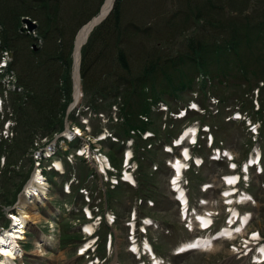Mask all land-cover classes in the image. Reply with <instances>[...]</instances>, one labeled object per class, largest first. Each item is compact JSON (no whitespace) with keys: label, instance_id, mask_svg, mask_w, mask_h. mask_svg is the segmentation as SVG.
I'll use <instances>...</instances> for the list:
<instances>
[{"label":"rangeland","instance_id":"obj_1","mask_svg":"<svg viewBox=\"0 0 264 264\" xmlns=\"http://www.w3.org/2000/svg\"><path fill=\"white\" fill-rule=\"evenodd\" d=\"M28 1L30 0H25L23 4L20 3L18 5L20 7L19 10L27 7L30 8L31 6L27 4ZM107 1L62 0L58 2L59 4H56L57 10L55 16L53 14L55 12L54 9L49 10L48 15L44 14L43 16L40 14L38 16L37 11H35L36 8L33 6L31 8L32 10L29 9V11L35 12L37 16L26 15V17H21V20L23 17L29 18L36 24V28L34 31H31V34L24 33L35 38L38 36L33 43L37 44L39 51H41L38 56H33L31 54V42L27 40H19L12 50L14 59L11 66L17 75V82H22L21 74L24 75L26 81L30 79V86H25V93L30 94L33 88L38 89L45 84L49 85L51 89L57 86L60 87L62 85L60 81L64 78L63 67L68 56L67 53L71 49L70 46H72V98L65 114L64 123L67 122L70 125L69 127L72 126V129H77L76 131L79 132L80 136H77L73 143H67V146H65L70 153L67 158L63 155L62 151L60 156L58 154L54 155L52 159L42 158V156L39 157L35 150L33 151V148L34 146L36 147L38 142H43V144L44 142H48V139H46L47 137L40 130L34 133L33 143L31 144L24 142L18 137V132L20 131L19 118L15 117L16 112L13 102L16 100L15 97L19 95L10 96L9 100L5 103L6 107L4 112L0 115L1 128L4 127L5 119L11 118V115H13L12 120L15 122V125H13L14 133L10 132L9 138H6L5 134L0 135L2 149L7 151L2 153V157H0V194L3 183L1 182V171L5 173L8 170H19L22 172L23 181L21 182L22 187L20 190L18 189V192H16L14 187H10L9 181H4V183H7L3 184L7 188H11L10 196L15 192L16 198L12 204L0 201V227L9 225L8 213H17V208L20 205L19 202L22 201L20 200L21 194L25 193V187L30 181L35 169L40 168L39 164H42L41 166H44L48 173L46 174L48 179L50 177L52 178V183L47 182L50 184V187L48 186L46 203L44 205L39 208L38 206L34 207V209L30 207L26 208L28 211L31 209L29 212L33 217H35V212L38 216L36 222L34 220L32 221L33 224H31L32 226L30 225L27 231L28 236L22 242V245L26 249V259L29 264H87L86 261L88 260L86 257H76L77 244L83 240H87V236L81 231V225L76 224L78 219L81 222L87 220L83 211H74L72 216L59 217V215H56L53 220L46 214V209L48 212L50 211V204L60 207L64 212V203L70 205L74 203L76 198L75 194L69 196L64 195L65 183L74 175L75 177L77 175L78 178L71 185L72 189L74 188L73 192L80 185L88 187L91 192V207L97 205L99 210L105 213V223H109V214L117 216L113 226L117 229L119 239L117 245L113 240L112 255L104 264H114L112 261L115 257L123 264H136V259L133 254L127 251V234L130 228L129 226H125V222L127 225L132 219L131 215L134 210L137 213L138 219L140 217L142 219V216L147 214L151 218H157L163 221L162 228L147 226V235L149 240H151L150 242L156 247L157 254L172 260L174 264H246L248 262L246 260L247 258L245 259L232 253L234 251L232 244L241 242L242 240L240 238L231 240L221 239L217 242L218 244L213 250L207 253L197 251L181 257H173V246L186 238L188 234L183 225L181 228L177 226V224L179 225L183 221L181 219L179 205L173 200V193L168 187L170 177L174 172L173 169L166 165L171 154L165 151L163 142L173 128L178 132L190 123L197 122L199 124L200 122V124H204L205 122L210 127L212 125L218 144L222 143L221 146L229 149L237 158L238 162H243L245 156H250L253 148L260 150L261 147L264 149V83H262L264 82V78L255 76L257 72L264 69V35L262 38L256 39L255 44H252V33L257 31L256 27L259 23H264V0H114L112 8H114L116 1L121 2L119 3L120 20L118 24L120 28L123 29L126 27L130 29L132 27L129 28L128 26L134 24L137 28L136 34L132 38H125V41H122L121 44L124 50L127 51V58L131 63L133 72L142 71V68L146 64L145 62L148 61L145 58L147 56L155 59L161 54L163 59L167 55L178 61L181 57H186L189 54L191 49L188 43L190 41L197 44L201 39L207 38L212 43L214 40L213 36L217 34H220L217 39L220 41L221 37L225 38L230 33H233L235 31L233 28L241 30L240 32L244 33L243 26L245 27L247 22L250 23L252 28L249 29L250 33L247 31L245 37L243 33H240L241 41L237 46L240 56L236 57V55L233 56L232 54L230 56V62H228L231 69L226 73L219 72L222 75V78L219 77V79L223 80L221 84L216 80L215 88L210 87L208 89L209 92L207 91L204 94L200 92L199 88H195L183 93L181 92V98H171L169 95L163 96L164 100L162 101L165 104L167 103L169 110L173 112L185 108V105H188L192 100L199 101L200 110L205 113L192 112L190 118L184 120L175 119L169 111H160L158 105L154 103V100L155 94H158L161 90L169 91L170 85L175 86L178 81L180 82L181 79L184 80L188 74L194 76V79L200 84L205 77L203 75L204 73H198L190 65L182 66V71L180 69L179 73L178 70L174 71L170 69L168 72L173 77L170 80L162 72L149 74L146 82V94H153L148 99L152 103L148 115L137 116L139 109L143 106V101L142 98L136 99L133 96L129 102L125 101L121 104V107L126 105L125 107L127 108L125 112L127 115L123 118L120 117V114L124 112L119 110L118 104L99 113L93 110L89 102L90 97L84 93L83 89L81 73L84 58L83 48L88 43L92 33L110 16L113 9H111L110 14L106 18L102 17L98 20V22L100 20L101 22L93 23L94 27L86 43L81 48L78 68L79 83L82 90L80 91V95L77 96L75 91L77 86L75 79L76 60L74 55L76 40L84 25L89 23L99 13L91 15L96 4L101 2L100 11L101 8L103 10ZM200 11L202 13L201 20L196 21V16ZM6 14L7 10L4 13L5 16L1 17L3 21H8L6 20ZM43 17L44 19L45 17L47 19L50 17L49 28L45 29L47 31L46 33H42L45 37L40 34V31L44 32V26L46 24ZM22 27L27 30L29 29V25L21 21L20 28ZM56 27L61 28L60 33L58 32L59 30L53 32ZM114 27L112 24L111 27H105L104 30L98 33L99 35L97 34L98 40L94 43L88 54L91 70L87 69L89 72L86 86L90 92L97 87L100 73L104 72L103 76L107 78L109 75L107 73L106 76L105 72L114 70L112 66L120 74H124L119 63L114 60L117 51L121 50L122 47L118 45V41L116 44L115 36L113 38L110 36V40H108L109 38L107 39L110 35L109 33L112 30L114 31ZM104 39L107 40L102 45ZM0 42L2 45V41ZM60 50L61 54H59ZM209 54L207 53V56H210ZM2 55L0 51V57ZM58 55H62V58L58 59L54 57ZM36 62L42 65L37 68L33 67L32 65ZM217 65L214 64L210 67L209 73L211 75H215ZM212 96L215 98H212ZM78 97L79 99L77 100ZM216 97L222 100L217 105L213 104V101L217 102ZM222 98L225 99L223 100ZM17 102L20 103L21 100ZM258 107L260 111L256 113ZM218 110L219 112H217ZM235 111L242 112L243 116H246V120H229ZM130 113H132V116ZM256 115L260 117L255 122L257 128L260 124L261 128H258L260 135L253 134L246 124L249 118L253 120V117ZM128 116L132 118L137 126L143 125L142 121L147 122L148 130L156 133L155 137H152L146 142L143 139V131L137 129L130 131L131 135L134 134L136 136L137 141L129 149L130 153L134 155V161L131 160L132 168L130 171L134 170L132 173L136 180V186L122 182L120 178L118 179L119 183L116 184V174H118L119 169L123 168L126 148L122 150L121 142L116 144H112L108 140L101 142L99 141V135L97 136L98 132L102 130V133L108 132L107 135L113 133L121 138V140H126L130 135L124 134L122 127L126 124L125 118ZM192 120L194 121L191 122ZM59 133L56 134L58 135V144H63L64 141L61 140ZM53 135H55V132ZM49 137L51 136L49 135ZM208 137L209 134H201L199 144L196 147H190L191 153L198 154L197 156L200 154L203 155L206 161L211 152V148L206 144V141L208 143ZM112 140H116V138L113 137ZM91 143L93 146H91ZM19 144L21 147H16ZM89 147L90 151L88 150ZM77 148H86L85 150H88V152L83 154V156H79L77 155L79 154V151L76 150ZM99 149L101 153L98 151ZM81 151H84V149H81ZM180 151L181 149L175 150V153L179 155ZM73 153L75 154L73 155ZM110 155H116L117 157L115 158V169L112 166L110 168L108 166V156L111 159ZM38 158L42 159L38 160ZM57 160L61 162L64 171L67 173L70 171L69 175L60 171L56 173L52 170L48 171L52 167V162ZM105 168H107V173L102 172ZM228 168L225 162L218 164L207 161L202 168H196L195 171H189L185 175L189 179L192 196L194 195L195 198L207 196L208 199H212L215 212H219V215H217L219 217L217 220L218 223H222L226 218V205L221 196V191L226 187L220 178L223 173L228 172ZM7 173L10 175V172ZM247 177L249 182L246 185L250 183V190H252L258 206H245L241 209L254 211L253 228H251L261 229L264 233V173L257 175L255 169H250ZM18 181L19 178L16 179V182ZM203 181H211L215 185V188L206 195L200 189ZM62 194L63 196H61ZM76 199L77 203L80 205L83 204L84 198L80 194ZM9 207L11 209L8 211ZM55 222L58 224L61 222V248L57 244H54V247H48L43 242L40 243V233L34 230V227L39 224L43 232L49 235L51 233L50 230H53L52 225L56 228ZM92 225L96 228V224ZM167 229H170V232L167 233ZM109 231L106 225H103L98 230L99 239L96 245L99 247L98 254L102 257L107 255L106 247ZM53 232L51 233V237L57 238L59 233L56 231ZM50 245H52V242H50Z\"/></svg>","mask_w":264,"mask_h":264},{"label":"trees","instance_id":"obj_2","mask_svg":"<svg viewBox=\"0 0 264 264\" xmlns=\"http://www.w3.org/2000/svg\"><path fill=\"white\" fill-rule=\"evenodd\" d=\"M53 1V2H52ZM62 0H30L28 1V5L31 6L30 8H24L23 10H19L20 7L18 5L25 0H0V41H2V45L0 44V51L4 49V47H9L13 50L14 46L18 43L19 40H27L31 42V54L33 56H38L41 51L39 49H34L33 42L36 40L35 37L24 34L20 32V22L22 16H39L40 14L44 16V14L48 15L51 9H54L55 12L53 13L55 16L56 13V4H59L58 2H61ZM102 2V1H101ZM100 2V3H101ZM96 4V7L94 10H92L91 15H95L99 12L100 5ZM120 1H116V4L110 14V16L100 25L97 27V29L92 33L88 43L83 48V61H82V78H83V89L84 93L88 94L87 96L90 97V104L93 108V110L97 113L106 110L107 108H111L113 105H119V110L124 113H121L120 117H124L127 114H125L127 108L126 105H123L121 107V104L125 101L129 102L131 100V97L134 98H142L143 106L138 111V117L140 115H148L149 110L151 108L152 103L149 102V96L152 97V94L147 95L146 94V85L148 76L151 73H158L162 72L164 75L170 80L173 79L172 75L169 74V70L173 69L182 71V66L190 65V67L194 68L198 73H204L205 80L201 82V85H198L199 83L195 82L194 76H190L189 74L186 76V78L181 81L177 82L174 85H170V90H161L158 94H155V104L158 102L164 100L163 96H171V98H181L180 93L185 92L190 89L199 88L200 92L204 94L205 92L209 91L208 89L210 87L215 88L216 86V80L218 83H222L223 80L219 79L222 78V75L219 72L226 73L231 68L228 65V62H230V56L233 54V56L239 55V51L237 49L238 44L241 41L240 32L241 30H238L236 28H233L235 31L233 33H230L225 38L221 37V40H217L220 36V34L213 36V42L207 40V38L201 39V41L197 44L193 43V41H190L188 43L190 50L189 54H187L186 57H181L178 61L175 60V58L169 57L166 55L164 59L162 58V55L160 54L158 58L151 59L149 56L145 57L148 59L144 67L142 68V71H132V66L130 61L128 60L127 51L124 50L122 44V41L124 42L125 38H132L137 31L136 25H130L128 26L130 29L120 28L119 20H120V8H119ZM22 6V5H21ZM35 6V11H37V15L35 12L29 11L32 10L31 8ZM190 6V5H188ZM7 10V18L8 21H3L1 19L2 16H5L4 13ZM50 10V11H49ZM202 17V13L200 11L199 14L196 16V21H200ZM112 18V21H111ZM44 19V17H43ZM45 26H44V32L40 31L41 36L45 37L42 33H46L47 31L45 29L49 28V22L50 17L47 19L45 17ZM114 25V31L112 30L107 37L108 40L113 38L115 36L116 44L118 41V45H121L122 49L117 51L116 58L114 60L119 63L121 66V69L123 70L124 74H120L117 69L112 66L114 70H110L109 72H105L106 76L107 73L109 76L104 77V72H101L98 77L97 87L94 88L91 92L87 89L86 83H88V72L90 69V60L88 57L89 52L92 49V46L94 43L98 40V33L101 32V30H104L105 27H111V25ZM246 26H243L244 29V37L247 35V31L250 33L249 29H252L250 26V23H246ZM2 26V27H1ZM248 28V29H245ZM257 31L252 33V44L256 43V39L262 38L264 35V23H259L257 25ZM59 27H56L53 32L60 33ZM5 30V31H4ZM57 30V31H56ZM4 31V32H3ZM246 31V32H245ZM98 34V35H97ZM102 35V33H101ZM111 36V37H110ZM104 39L102 42V45L106 43V40ZM223 39V40H222ZM225 39V40H224ZM246 39V38H245ZM248 39V38H247ZM255 40V41H254ZM251 44V45H252ZM108 46V44H107ZM106 47V46H105ZM70 50L67 53V58L65 60V65L63 67V76L64 78L62 81V85L59 87L51 89L49 85L45 84L43 86H40L38 89L33 88L29 93H26V99L24 100V95L22 97H15L16 100H14L13 106L15 108L16 116L19 118V128L20 131L18 132V137L21 138L26 143H33L34 133L38 132L39 130L42 131V134L44 136H53L54 132H59L64 129V121H65V114L69 105V102L72 98V79H71V53H72V46H70ZM62 50V49H61ZM61 50L59 54H61ZM207 53H210V56H207ZM161 56V57H160ZM55 58L61 59L62 55L54 56ZM144 58V60H145ZM163 59V60H162ZM223 60V62H221ZM214 64H218L216 66L217 70L215 72V75H211L209 73L210 67ZM42 64H38V62L34 63L32 66L37 68L40 67ZM192 68V69H193ZM244 68V66H243ZM91 70V69H90ZM212 73V72H211ZM255 73V72H254ZM210 75V76H209ZM258 78H264V69L257 72L255 74ZM22 77V84L25 86H30V79L26 81L24 78V75H20ZM106 78V79H105ZM170 82V81H169ZM198 86V87H197ZM49 87V88H48ZM66 93V94H64ZM136 96V97H135ZM14 98V99H15ZM100 98V99H99ZM154 98V97H153ZM21 100L20 103L17 101ZM120 99V101H119ZM223 100L225 98H222ZM28 100V101H27ZM98 100V101H97ZM16 101V102H15ZM222 101V100H221ZM128 107V106H127ZM124 114V115H123ZM132 116V113H130ZM126 119V124L122 127V132L126 135H130L131 130H141L145 131L148 129V124L145 121H142L143 125L137 126L136 123L132 120V118H129V116ZM140 128V129H139ZM176 129L173 128L171 132H169L170 136H173L175 134ZM33 136V137H32ZM143 141V140H142ZM19 143V142H18ZM17 143V144H18ZM13 145V144H12ZM16 147H21L19 144ZM19 149V148H18ZM5 151L2 149V145L0 144V155ZM111 159L114 164L116 159V155H110ZM141 162V161H140ZM7 172H10V175H8ZM2 179L1 182L4 183L5 180L9 181L10 187L16 189V192H18V189L20 190L22 187V172L19 170H8L5 173H2L1 175ZM19 178V181L16 182V179ZM2 183V189L0 194V201L7 202L8 204H12L14 199L16 198V193L13 192L12 196H10L11 188L8 187Z\"/></svg>","mask_w":264,"mask_h":264},{"label":"bare ground","instance_id":"obj_3","mask_svg":"<svg viewBox=\"0 0 264 264\" xmlns=\"http://www.w3.org/2000/svg\"><path fill=\"white\" fill-rule=\"evenodd\" d=\"M114 0H108L105 4V7L99 13V18L101 19L105 15H107L112 6H113ZM94 27L93 23H87L84 25V28L79 33L77 40H76V46H75V79H76V85H77V91L76 94L79 96V59H80V53L81 48L86 43L92 28ZM189 132V131H188ZM187 134V133H186ZM180 165L178 164V168ZM130 178V176L128 175ZM234 179V177H233ZM26 193L25 196L21 199L18 212L19 214L13 218L15 226H12V229H6L3 234H0V254L3 255L0 258V264H15L14 261L11 258H14L16 254L14 253V250L18 246V238H24L25 226L29 224L30 221L36 222V219H38L37 213L35 212V217L32 216V214L29 212L31 209H34L35 204L37 200L42 201L44 196L48 192V186L47 183L44 180V177L41 175V173L38 171L36 172L31 181L29 182L28 186L26 187ZM31 202L30 204L27 202ZM29 204V205H28ZM34 205V206H33ZM31 208L29 211L26 208ZM28 211V212H26ZM210 223L209 219L204 221V226H207ZM88 229H92V226H87ZM254 233V232H253Z\"/></svg>","mask_w":264,"mask_h":264},{"label":"water","instance_id":"obj_4","mask_svg":"<svg viewBox=\"0 0 264 264\" xmlns=\"http://www.w3.org/2000/svg\"><path fill=\"white\" fill-rule=\"evenodd\" d=\"M107 16V15H106ZM106 16H104V18H106ZM100 16L98 15V16H96V17H94L89 23H96V22H98V18H99ZM103 18V19H104ZM23 22H25V23H27L28 25H29V29L27 30L26 28H24V27H22L21 28V31L22 32H29V31H32L33 29H35L36 28V24H34L33 22H32V20H30L29 18H24L23 19ZM99 22H101V20L99 21ZM98 22V23H99ZM97 23V24H98Z\"/></svg>","mask_w":264,"mask_h":264}]
</instances>
